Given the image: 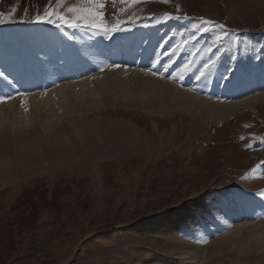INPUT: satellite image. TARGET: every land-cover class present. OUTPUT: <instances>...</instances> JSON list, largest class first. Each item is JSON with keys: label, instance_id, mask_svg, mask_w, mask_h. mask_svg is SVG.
<instances>
[{"label": "rangeland", "instance_id": "obj_1", "mask_svg": "<svg viewBox=\"0 0 264 264\" xmlns=\"http://www.w3.org/2000/svg\"><path fill=\"white\" fill-rule=\"evenodd\" d=\"M102 2L105 25L122 30L106 35L103 26L47 22L46 9L66 15L69 7L90 6L85 0H0V73L13 96L23 85L29 94L41 86L70 89L106 64L150 69L147 60L121 58L114 47L137 35L145 49L158 35L166 48L152 67L158 75L177 83L188 63L195 70L185 87L198 88L195 76L205 69L215 81L229 77L238 86L223 96L227 103L249 101L216 118L196 108L150 113L143 107L148 101L115 100L106 92L89 95L84 109L70 92L64 107L51 110L49 125L38 119L18 135L6 125L1 258L10 257L5 264H264V0ZM97 50L105 60L90 62ZM170 56L173 66L166 65ZM31 67L43 72L39 86L26 84L34 80ZM31 199L36 206L27 208Z\"/></svg>", "mask_w": 264, "mask_h": 264}, {"label": "bare ground", "instance_id": "obj_2", "mask_svg": "<svg viewBox=\"0 0 264 264\" xmlns=\"http://www.w3.org/2000/svg\"><path fill=\"white\" fill-rule=\"evenodd\" d=\"M154 34L155 33H147V38L149 39V37ZM155 36L154 39H150L145 49L140 46L137 35L132 36L131 41L116 47L113 46L121 58L125 57L128 59V57H130L137 63L147 60L151 67L150 69H144L143 67L139 69H136V67L132 68L128 65V62L127 64L121 62L122 65L119 68L106 64L103 68H107L103 70L102 73L75 83L70 89L59 85L60 87H49L48 90H45L46 88L41 86L36 87L32 90L33 93L29 94L23 85L22 93L19 98L13 96L15 93L14 89H11L10 84L0 76V130L3 131L6 125H8L14 135L22 134L38 119H43L44 122H47L49 125L56 115V113H53L51 110L55 109L56 105L59 104L61 108L64 107L63 105L68 101L70 92L75 94V100L86 103L84 109L89 107V102H87L89 95L90 97H100L102 93L106 92L111 94L112 98L115 100L122 99L130 102L140 101L141 104H144V101H148L150 104L143 107L145 110H149L150 113L169 114L173 110L181 108H185L184 110L190 112L192 108H196L200 113L204 112L216 118H222V115L232 113L235 109H241V107L249 101L246 99L238 104L231 102L227 103L223 99V96H226L231 91L237 90L238 86L236 85V87L233 88L230 84L232 79L229 80V77L228 80L225 77H218V80L215 81L214 73L211 74L209 72L210 74H207L205 69H201L205 72V76L198 80V88L185 87L187 79L191 78L193 69L195 70V67L193 68V66H191V64L188 65V63L181 71L180 77L176 78L177 83H175L174 78L165 79L163 75H153V73H157L152 69L153 65L156 66L158 64L162 54L161 51L164 49L166 50L161 43L162 40H159L158 35ZM90 54V62L100 63L105 60V56L101 51L94 54L92 52ZM172 54L174 55V53ZM106 55H109V52L106 53ZM174 62L177 63L175 58H171L170 56L166 61V65L173 66ZM30 70L33 73L34 80H27L26 84L34 83L36 86H39L42 82L43 72L39 73L37 67H31ZM199 74L200 72L197 73L196 76ZM227 74H229V72ZM233 79L237 82L242 78L241 75L238 74V76L235 75ZM225 80L226 84L223 85ZM8 97L9 99L6 100L5 98ZM216 97L218 98L213 99ZM80 108L79 104H75L72 109L77 110ZM44 111H46V114H43Z\"/></svg>", "mask_w": 264, "mask_h": 264}, {"label": "snow or ice", "instance_id": "obj_3", "mask_svg": "<svg viewBox=\"0 0 264 264\" xmlns=\"http://www.w3.org/2000/svg\"><path fill=\"white\" fill-rule=\"evenodd\" d=\"M85 2L90 5L87 7H69L67 9V14H70L68 18H66V15H59L56 12H48V10H45V17H47L48 23H57V27L66 25L69 28L77 29L81 27L85 28H93L97 29L101 26H103V30L105 34L107 35L109 32L115 33L117 31L122 30V25H119L118 23L115 26L111 25H105V18L102 12V9L104 8V3L102 0H85ZM59 7V5H57ZM27 14V13H26ZM4 16V13H0V18ZM55 17V20L52 18ZM37 21L41 19L39 15L36 17ZM2 19H0V23H2ZM207 23V21H205ZM155 66V65H153ZM113 67L119 68L121 65L116 64L113 65ZM205 68L208 67V65L204 66ZM101 71L104 70L102 67L100 69ZM3 73H0V76H2ZM153 75H158V73H153ZM205 76V72L203 70L200 71V74L196 76L197 80H200ZM7 79V77H5Z\"/></svg>", "mask_w": 264, "mask_h": 264}, {"label": "trees", "instance_id": "obj_4", "mask_svg": "<svg viewBox=\"0 0 264 264\" xmlns=\"http://www.w3.org/2000/svg\"><path fill=\"white\" fill-rule=\"evenodd\" d=\"M36 190H38V188H36L35 190H33L32 192H30V191H28V190H25L23 193H22V195L20 196V202L22 203L23 201H24V199H26V198H30V197H32V196H34L36 193H37V191ZM27 196H29V197H27ZM44 196V195H43ZM44 202H47V201H45L44 200ZM29 206H26L27 208H32L33 206H36V201L34 202L32 199H31V201L29 202ZM20 222H21V224L22 223H24V222H26V218L25 217H21L20 218ZM15 247V241H14V239L12 238L11 239V241H10V244L8 245V248L11 250L12 248H14ZM9 249H7V250H9ZM2 249L0 250V254L2 253ZM10 257L8 256L6 259H2L1 258V255H0V264H5L6 263V261L9 259Z\"/></svg>", "mask_w": 264, "mask_h": 264}]
</instances>
